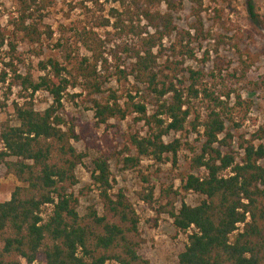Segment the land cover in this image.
<instances>
[{
    "label": "trees",
    "instance_id": "trees-1",
    "mask_svg": "<svg viewBox=\"0 0 264 264\" xmlns=\"http://www.w3.org/2000/svg\"><path fill=\"white\" fill-rule=\"evenodd\" d=\"M200 1L191 0L197 5ZM134 3L138 20L148 21L156 34L144 37L143 31L138 32L140 48L135 50L134 62L129 71L118 73L120 80L132 77L156 99L153 114L146 103L136 101L131 94L125 103L115 91L110 90L105 98L95 67L91 68L79 54L69 61L74 72L49 60L41 64L43 71L51 70L47 75L23 76L16 66V62L22 63L19 36L34 45L43 39L25 0L10 19L8 26L13 30L0 25V52L9 49L5 65L15 75L12 85L22 88L21 98L14 103L16 124H6L0 136V165L20 184L10 201L0 202V264H151L141 255V217L126 193L116 190L108 153L94 160L91 176L101 209L91 205L85 213L80 212L81 198L75 189L79 184L77 172L86 156L75 143L81 141L84 128L79 134L75 121L67 120L62 112L69 90L78 87L83 78L99 97L92 102L98 126L138 115L134 120L147 128L145 135L130 133L124 150L118 152L125 170L140 169L144 160L163 164L172 159L177 167L182 142L168 143L166 138L187 131L192 115L189 98H199L204 92L194 84L186 94L175 68L172 77L162 76L157 70L154 50L177 30L174 14L163 12L162 6L167 3L175 12V0ZM2 7L0 0V14ZM131 31L135 33L136 26ZM190 73L193 77L196 74ZM8 78L7 70H3L0 84ZM40 92L52 99L43 111L35 105ZM199 127L203 128L202 145L193 151L191 172L181 176V188L202 200L192 206L183 198L177 209L181 194L171 187L165 191L167 204L158 211L173 219L178 232L188 234L178 264H264V144H256L264 139V128L253 140L241 144L243 156L238 161L232 144L222 139L226 124L217 109L208 108L202 123L193 125L195 131ZM92 144L101 149L97 142ZM140 177L148 186L137 195L152 207L157 202L155 189L149 177L141 172Z\"/></svg>",
    "mask_w": 264,
    "mask_h": 264
},
{
    "label": "rangeland",
    "instance_id": "rangeland-1",
    "mask_svg": "<svg viewBox=\"0 0 264 264\" xmlns=\"http://www.w3.org/2000/svg\"><path fill=\"white\" fill-rule=\"evenodd\" d=\"M25 1L34 12L43 39L34 45L19 36L17 47L22 63L16 62V66L23 76L47 75L51 70L43 71L41 64L49 60H56L74 72L69 61L79 54L81 59L88 60L91 68L95 67L99 83L106 92L105 98L111 90L125 103L131 94L136 101L146 103L151 114L157 110L156 99L144 86L138 85L132 77L120 80L118 73L119 70L129 71L134 62L135 50L140 48L138 32L143 31L144 37L156 34L148 21L138 20L136 0H97L95 4L86 0ZM21 2L23 0H3L2 27L13 30L8 24L22 9ZM175 6V12L167 3L162 6L163 12L174 14L177 30L154 50L157 70L162 76L172 77L171 70L175 68L186 94L194 84L197 90L204 92L199 98H189L192 115L187 131L166 138L168 143L182 142L177 167L172 159L163 164L144 160L140 169L125 170L118 152L124 150L130 133L138 131L145 135L147 128L134 120L138 115L98 126L92 102L99 97L83 78L79 79L78 87L69 90L62 111L67 120L75 121L79 134L84 128L81 141L75 143L86 156L78 169L79 184L75 189L81 198L80 212L85 213L91 205L101 209L91 176L94 160L108 153L116 190L126 193L141 217L144 239L141 255L151 264H178L188 242V234L178 232L173 219L158 212L160 206L168 202L164 198L165 191L172 187L181 194L177 197V209L183 198L192 206L202 200L194 193H184L181 188V176L191 172L193 151L201 147L203 140V128L195 131L193 125L202 123L208 108L217 109L226 124L222 139L232 144L231 150L238 161L243 156L241 144L253 140L264 128V0H201L198 5L191 0H175ZM133 25L135 33L131 31ZM8 50L0 52V74L3 70L9 74L8 81L0 84V136L6 124H16L14 103L22 95V88L12 85L15 75L5 65L9 62ZM190 71L196 73L194 77ZM51 104L47 93L36 95L37 110H46ZM94 141L101 149L93 146ZM259 143L264 144V139L256 144ZM1 147L0 142V151ZM140 172L149 177L155 189L157 202L152 207L137 195L148 186L143 184ZM19 185L6 167L0 165V202L10 201Z\"/></svg>",
    "mask_w": 264,
    "mask_h": 264
}]
</instances>
